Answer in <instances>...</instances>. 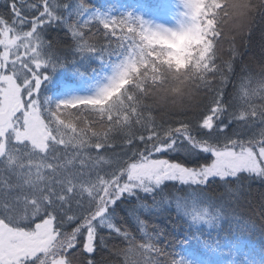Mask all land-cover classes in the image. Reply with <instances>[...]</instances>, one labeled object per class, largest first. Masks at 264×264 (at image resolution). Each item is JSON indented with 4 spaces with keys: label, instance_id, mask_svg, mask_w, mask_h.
<instances>
[{
    "label": "snow or ice",
    "instance_id": "obj_1",
    "mask_svg": "<svg viewBox=\"0 0 264 264\" xmlns=\"http://www.w3.org/2000/svg\"><path fill=\"white\" fill-rule=\"evenodd\" d=\"M257 234L264 0H3L0 264H264Z\"/></svg>",
    "mask_w": 264,
    "mask_h": 264
},
{
    "label": "trees",
    "instance_id": "obj_2",
    "mask_svg": "<svg viewBox=\"0 0 264 264\" xmlns=\"http://www.w3.org/2000/svg\"><path fill=\"white\" fill-rule=\"evenodd\" d=\"M2 4H3V0H0V11H2ZM260 27L261 26H260L259 22L257 21V24L255 25V34H254V37L250 43L247 42L246 40L242 42L239 38L236 41L237 48L243 54V59L245 60V62L252 63L253 65L255 64V58L258 57L260 50H261V35L262 34H261ZM224 48H225V57H227V50H228V43L227 42L225 43ZM233 83H237V81L234 80ZM231 89H232V85L230 84L229 90L231 91ZM160 115L161 114H158V117H157L158 119L160 118ZM164 119H167V117H164ZM171 183L172 182H168L169 186H171ZM177 187H179V185H177ZM213 187L215 189V192L213 193L214 195H219V193L223 191V189L219 188L218 186H213ZM252 190H253V193H258L259 191L262 190L259 182H256L255 184H253ZM232 208L235 210V213H237L239 216H241L243 218H247L254 211L253 209L249 208V206L244 202H241L239 205L233 204ZM121 215H123V213H121ZM174 218H175V216H174V212H173L172 219H174ZM256 219H258V216L256 217ZM130 222L133 225L135 223L134 221H130ZM163 223H165V221L162 219L161 224H163ZM225 227H227V224H225ZM104 235H105V240L108 241V247L109 248L112 246L113 243H118L117 240H114L113 238L108 237L106 231H105ZM136 235H139V233H136ZM168 239H172V237L169 236ZM191 243L195 244L196 242L192 241ZM251 247L254 249L256 258L259 259L261 257V255H264V237L260 236L259 234L252 237L251 238ZM177 250H179V248ZM103 258H107V252L106 251H105ZM96 259H97V261H101L102 256L97 255Z\"/></svg>",
    "mask_w": 264,
    "mask_h": 264
}]
</instances>
